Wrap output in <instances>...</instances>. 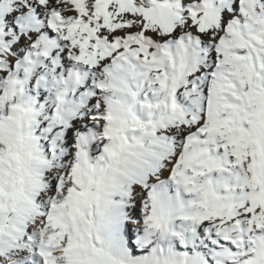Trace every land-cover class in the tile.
Segmentation results:
<instances>
[{"label": "snow or ice", "instance_id": "1", "mask_svg": "<svg viewBox=\"0 0 264 264\" xmlns=\"http://www.w3.org/2000/svg\"><path fill=\"white\" fill-rule=\"evenodd\" d=\"M0 264H264V0H0Z\"/></svg>", "mask_w": 264, "mask_h": 264}]
</instances>
